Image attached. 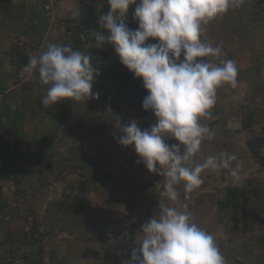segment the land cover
Wrapping results in <instances>:
<instances>
[{"label":"rangeland","instance_id":"374dc122","mask_svg":"<svg viewBox=\"0 0 264 264\" xmlns=\"http://www.w3.org/2000/svg\"><path fill=\"white\" fill-rule=\"evenodd\" d=\"M39 1L42 4L44 3L43 0ZM12 2L11 0V2L6 3V9L9 10V16L13 18L14 22L13 24L8 23L13 28L11 36L14 35L17 38L22 33L26 34L27 30L25 28L28 24L32 33L35 30L34 36L31 35L35 38L34 43H37L41 38L40 34L45 31L47 23L41 20L39 24H36L37 17L30 16L28 12H26L25 17L20 16L18 14L20 9L17 7L18 5L22 6V4L12 5ZM89 3L90 1L86 0L84 5H81L82 3L76 1L74 8L76 7L79 13L82 14V9ZM1 10L3 9L0 8ZM45 10L47 9L45 8ZM249 10L250 6L241 11H238L237 7L230 8L232 19L230 21L240 23L239 29L234 26L232 31L227 28H222L223 31H221L218 26L221 25V21L226 17L225 15H219L209 21L207 25H204V28L206 26L207 29L209 27L213 31L216 28L214 34L220 37L217 42L219 43L218 46L222 45L219 58L206 59L214 65H219L222 61L232 60L236 64L238 75L236 87L222 85L217 89L216 104L210 109L211 118H201L200 122L207 125L214 135L211 139L206 138L202 142L199 152L194 157L197 162H203L208 156L218 155L221 151L235 154L240 162L238 175L232 176L228 169H222L218 172L205 170L201 174L204 182L199 188L191 193H185L183 182H181L177 185L178 200L176 202L168 201L166 196L163 195L164 178L156 173H149L146 167L138 162L134 149L132 147L124 148L116 140L118 135L117 130L114 128L116 118H119L121 123L135 120L141 130L150 129L156 123L154 115L142 108L143 99L147 95V92L143 89L142 81L135 79L134 75L120 63L111 45L105 44L101 47L94 44V47L87 48L83 52L89 55L92 49H96L95 53L102 52L101 60L93 62L100 73L99 79L95 80L96 83L93 85L92 90L94 93L99 94L98 98L88 100L90 103L87 99L80 101L83 105L71 101L60 103L49 116L52 118H47L46 114L47 119L43 120L38 126L40 129L36 128L37 132L56 130L62 133L61 140L58 139L59 149L56 152H44L46 156L51 154V160L55 163L51 165V170L46 172L51 173V175H44V180H41V186H45L46 189L43 191V195L39 196L42 198L40 203L42 207H45V210L37 212L36 221L38 226H36V231L43 230L48 237H51L47 234V228H44V225H46L52 231V234H58L54 238L55 240L60 241L61 244H72L73 248L71 250L64 247L56 248L50 245L49 240L45 241L40 237L35 244L30 238L27 239L26 237L31 221L28 223L23 220L18 221L16 216L5 209L0 213V239L8 243L9 247L11 246L12 249L18 251L23 259L26 256L27 259L23 260L22 264H30L38 260H40V264H63L60 263L61 256L56 255V252L59 251H62L64 258L67 259L64 260L67 264H93L92 259L83 258L82 254L85 249H93L99 251V253L109 250L124 253L128 256L127 253L123 252V247L127 244L129 233H134L132 243L135 247H139L143 237L141 227L154 214L160 213V204L177 207L179 210H184L186 206L187 210L192 213L194 222L214 236L215 242L227 264H264V257L260 254L261 250L258 247L257 240L258 237L264 235V213L257 212L253 207L251 212L253 216H249L250 213H248L245 221L242 218L244 211L241 210L240 205L237 210L239 213L238 218L233 219L231 206L227 209H221L215 203L217 202L216 199L219 198H221L220 202L225 200L222 193L225 191L224 187H235L245 193L252 190V186H247V180L250 176L255 181L257 180V190L260 189L264 192V168L251 158L245 145L249 137L260 134V126L255 124L247 130L242 128V121L247 118L248 114H252L255 117L254 119L260 121L259 123H264V26L258 28L259 25L241 23ZM77 18H80V15ZM5 22L7 23V19ZM17 22H19V27L16 25ZM65 23L70 24L61 21L59 24L60 31L65 29L64 26L69 28ZM71 32H67L69 36L73 34ZM207 33H211V31L207 30ZM72 38L74 50H80V47L83 48L88 39L87 37L86 41L82 43L81 40ZM203 38L204 35L202 34L201 41L206 43L207 41H203ZM150 41L151 43H158L155 40L150 39ZM213 41H209L207 44L216 47ZM92 44L91 41L89 46H93ZM36 47L35 49L39 55L44 50L43 42ZM84 47L86 46L84 45ZM256 47L263 49L258 76L253 70L257 55L255 52ZM30 52L33 55L32 51ZM182 59L183 57H181ZM121 71H125L124 74L128 75L129 80L138 82L139 89L142 90V93L137 96L133 103L129 102L130 98L125 93L112 96L111 92L117 89L119 81H116V84L112 81L105 83V80L100 83L102 78L107 79L113 76L116 78L121 74ZM34 79L35 81L27 88L25 87L26 89L31 90L34 83H36V75H34ZM98 84H104V87L100 88ZM116 85L117 87H115ZM101 91H103V94ZM106 98L112 107L116 106L108 112H105L107 108H104ZM51 111L53 110L49 112ZM22 114L21 120L24 121V124L29 123L33 127L32 114L31 117L25 112ZM75 116H78V121H81V118L89 120L88 131H84L79 135L80 129L77 128L73 130L70 136L64 137L65 129L63 125ZM16 121L19 122V119H16ZM16 121L14 124H17ZM212 122L214 124L209 126ZM2 132L4 138L1 142L6 140L8 147L11 146L8 150L9 160L27 158L26 160L32 164L29 168L33 171H38L41 168L42 173L47 170L46 168H49L50 160H37L34 149L23 143L21 138L19 140L22 142L16 143L14 136L19 131H12L11 133L9 129L4 127ZM56 134L59 136L58 133ZM165 139H169L165 141L168 144L178 143L167 136ZM70 141L72 144H64ZM182 151L183 148L181 147ZM261 153L264 155V148ZM4 159L2 158V160ZM44 165H47L45 169ZM213 174L216 175V178L224 176L225 179L221 177L220 180H216L212 178ZM206 176H211V181ZM23 184L26 185L22 186L24 189L21 188V193L16 190L12 191L9 187L7 188L9 191L11 190L9 194L12 193L16 196L30 195L27 190H29L31 184L29 181H25ZM216 189H219L220 192L216 193ZM4 190L6 189L2 188L1 191ZM9 194L6 190V195ZM243 196L248 197L251 195ZM263 196L259 195V198L256 197L251 203L254 206L259 202L262 204ZM35 197L38 198V195ZM29 198L33 204L36 202L33 195ZM29 198L25 196L24 203L17 201L19 207L23 206L22 211L15 209L17 212L18 210L21 213L26 212L28 219L31 215L33 216L31 219H34L35 215L29 212L31 207L27 206L30 204L28 202ZM4 201L2 200L3 208L15 206L12 198L10 200L9 198L6 199V201H9V205L5 204ZM59 202L65 208L56 212L55 206ZM18 217L21 218L20 213ZM41 227L44 229H41ZM36 233L32 235L34 238ZM39 245H42L41 255L36 254ZM66 250L71 252L69 256H66ZM128 257L126 260L130 259V256ZM0 264L9 263L6 259L1 258Z\"/></svg>","mask_w":264,"mask_h":264},{"label":"clouds","instance_id":"9594fccd","mask_svg":"<svg viewBox=\"0 0 264 264\" xmlns=\"http://www.w3.org/2000/svg\"><path fill=\"white\" fill-rule=\"evenodd\" d=\"M241 3L243 0H107L109 10L99 18L108 35L96 32V42L101 47L111 45L120 63L142 81L147 92L142 108L156 120L150 129L141 130L135 120L121 123L116 118V140L124 148L132 147L149 173L164 178L163 195L170 202L178 200L181 182L185 193L199 188L205 170L228 169L232 176L238 175L240 162L235 154L221 151L203 162L194 157L202 142L214 135L201 118H211L217 89L236 87L238 75L234 61L214 65L206 59L219 58L222 45L213 47L201 41L204 25ZM133 6L138 22L135 30L126 26ZM150 39L158 43L146 44ZM32 52L37 55L29 57L23 71L29 78L38 75L48 86L41 101L45 108L98 98L92 89L100 73L89 54L56 43H49L39 55L37 50ZM166 136L178 143H166ZM159 207L160 213L141 227L142 241L124 264H227L214 236L194 222L186 206L184 210L164 204Z\"/></svg>","mask_w":264,"mask_h":264},{"label":"crops","instance_id":"0c3cea01","mask_svg":"<svg viewBox=\"0 0 264 264\" xmlns=\"http://www.w3.org/2000/svg\"><path fill=\"white\" fill-rule=\"evenodd\" d=\"M12 1H13L12 5L22 4V6L18 5L17 7L18 9H20V12L18 13L20 16L23 15L25 17L27 15L26 12H28L30 16L37 17L36 24L37 23L39 24L41 20L47 23L46 25L47 27L45 31H42V33L40 34L42 41H41V38H39V41L37 43H34L35 38H33V36H34L35 30L32 33V31H30L28 24H27V28H25L27 30L26 34L22 33L21 36H18L17 38L14 35L12 37L11 34H12L13 28L9 26L8 23L11 22L13 24L14 23L13 18L9 16L8 9L4 7H0L1 9H3L0 11V21H1L0 23V168L3 167V170H0V213L1 211L7 209L11 214L16 215L17 217L16 219L18 221H21L22 219L21 218L19 219L18 217V214L20 212L16 211L17 208L15 209L13 207L11 208L2 207L3 206L2 200L4 201V198L5 199L9 198V200L11 198L12 199L16 198L14 194L12 193L9 194L11 190L9 191L7 189L9 187L12 190L14 189L12 185V181L6 180V179L4 180L2 176L6 175V170L7 171L10 170L11 172H13L12 176H14V174L17 173L18 170L23 169V168L27 169V171L23 170L25 172L24 177H23L24 181L31 179L32 180L31 185H33V191L35 192L45 191L46 188L44 190L42 189L41 180L44 178V175H47V176L51 175V173H46V172L51 170V165L55 163V161L51 160V157H50L51 154H49V156H46L44 152H47V153H50L53 151L56 152L59 149L58 139L61 140L60 137L62 136L61 135L62 133L56 130L55 131L44 130V131L37 132L36 128H38V126L43 120H46L47 118H52V117H49L51 113L55 111V109L60 103H64V102H59L53 105L52 106L53 108L52 107L45 108L42 105L41 101H42V98L46 95L48 86H45L40 82L38 75H36V83H34L31 90L26 89L27 87L26 88L21 87L18 84V81L16 80V73L18 71L19 66L21 65L19 64V62L24 57L23 54L27 55V53L28 54L31 53L30 51L36 50L35 49L37 48L36 46L40 44L41 42H43L44 44V50H46V47L49 43H56L58 45H71V47L75 49L74 44H73V38H72L74 37L73 34L71 35L72 37L69 36L66 30L67 27L65 26H64L65 29L63 31H60L59 24L61 23V21H65V22L70 23V24L65 23L66 26H69V28H75L78 26V21L81 19V14L79 13L76 7L74 8L75 2L76 1L80 2V0H43L44 1L43 4L39 0H32V1L12 0ZM82 4L84 5V3ZM45 7H47V10H45ZM76 11L78 12V15L73 14ZM68 15H69V18H68ZM79 15H80V18H77ZM6 19H7V23L5 22ZM18 23L19 22H17L16 24L17 26H18ZM31 34H33V36ZM91 41L93 42L92 44L93 46H89ZM94 44H97V46H100L98 43H96L95 38L93 37L88 38L87 42H85L84 44L86 47H84L83 45V48L80 47V51L83 52V50H87V48L94 47ZM95 50L94 49L90 50V55L93 52H95ZM24 60H26V57L24 58ZM92 64H95V63H92ZM95 80H97V78H95ZM95 83L96 81L94 82V84ZM2 89L3 91H1ZM101 93L103 94V91H101ZM88 103L90 102L88 101ZM78 104L80 105L82 103L78 102ZM113 108L115 107H110V110ZM50 110H53V111L49 112ZM22 111L27 113L28 116L30 117L32 114L31 119L33 120V127H31L29 123L25 125L24 121L21 120L23 116ZM46 114H47V118H46ZM15 118L19 119V122H17ZM78 119H79L78 116H75L74 118L65 122V124L63 125L65 129V136L63 135L64 137L70 136L73 133V130H76L77 128L80 129L79 135L82 132H84L83 129H88L87 126H88L89 120L81 118V121H78ZM15 121L17 124H14ZM4 127L5 129H9V132L11 131V133L12 131H19L18 133L15 134L14 140L16 141V143L23 140V143L28 144L32 149H34V152L37 155L35 156L37 160H41V159H44L45 161L50 160L49 168H46L47 165H44V169L45 168L47 169L44 171V173L41 172V168L38 171L37 170L33 171L31 168H29L32 164H30V162L26 160L27 158L22 159L23 161L18 160V159L17 160L8 159L9 157L8 150L11 146L8 147L6 140L1 142L2 138H4L3 137L4 133L2 132ZM38 129H40V127ZM56 133H58L59 136ZM28 134L30 135L27 136ZM20 138L21 140H19ZM68 143L72 144L71 141L65 142L64 144H68ZM35 157H34V160H35ZM2 158H5V159L2 160ZM210 177L206 176V178H208L211 181ZM221 177L222 176H220L219 178H216L215 174L212 175V178H215L216 180H220ZM2 188H5L9 195H6V190L2 192L1 191ZM18 192H21V188ZM35 192L32 195H37V193ZM219 192L220 190L216 189V193H219ZM222 193L224 195V192ZM39 195L41 194H38V198H36V202H38V206L36 205V203H34L35 207H37L38 209L37 212L41 210H45V207H42V204L40 203V200L42 198H40ZM220 200L221 198H219L218 200L216 199L217 203ZM64 208L65 207H63L62 209ZM20 216H21V213H20ZM45 227L47 228V231H48L47 234L51 235V237H48L47 235H45L49 238V242L51 243L50 245H53V247H56V248H60V247H64L65 249L69 248V250L73 248L72 244L71 245H68L69 243L61 244L60 241L55 240L54 238L58 234H54V233L52 234V231H50V229L46 225H44V228ZM61 252L62 251L56 252V255L58 254L61 256L60 263L67 264V262L64 261L67 259L64 258L65 256ZM65 252H66V256H69L71 253L67 250Z\"/></svg>","mask_w":264,"mask_h":264},{"label":"trees","instance_id":"16d2710c","mask_svg":"<svg viewBox=\"0 0 264 264\" xmlns=\"http://www.w3.org/2000/svg\"><path fill=\"white\" fill-rule=\"evenodd\" d=\"M84 1L86 0H80L81 3H84ZM90 3L85 5L84 8L82 9V14H81V19L78 21V26L75 28H67V32L72 31L71 33H73V36L76 39H79L82 41V43H84L86 41V38H95V33L98 31H101L102 35H108V33L106 31H104L102 29V26L99 23V18L102 14H107L108 10H109V6L107 4V0H89ZM11 2V0H0V7H4L6 8V3ZM250 6V10L247 12V14L244 16V19L241 21L242 22H246L248 24H255V25H259L258 28H261L264 26V0H243V3L240 4L239 7H237L238 11H241L243 9H245V7ZM223 16L225 15L226 17L223 18V20L221 21V25H219L218 27L220 28L221 31H223L222 28H227L228 30L232 31V28L235 26L236 29H239L240 23H237L235 21L231 22L230 20V9L222 14ZM230 18V19H227ZM126 26L130 29L135 30L138 27V22L134 19V6L130 7L128 10V14H127V19H126ZM207 30H210L211 33H207ZM216 30V28H215ZM214 30V31H215ZM234 30V28H233ZM205 31L203 32L204 38L203 41H213L215 46H218L219 43L218 40H220L219 36H215L216 34H214L213 29H210L208 27V29L205 26ZM83 35V39L81 38V36ZM213 39V40H212ZM87 42V41H86ZM206 42V43H207ZM146 44L151 43L150 40L145 41ZM78 46V45H76ZM261 47V46H260ZM260 47H256L257 49L255 50L256 52V57H255V65L253 67L254 72H256V76H258V74H260V65H261V56H263V49L261 50ZM111 48H113L111 46ZM258 49H260L258 51ZM23 51V49H22ZM28 55V56H27ZM23 54V58L22 60L19 62V64H21L18 68V70L21 67H25L28 62H29V57L31 56V54L27 53ZM91 63L95 62V61H99L101 60V56L102 53L98 52L95 53L93 52L91 54ZM231 55V54H230ZM26 57V60H24V58ZM183 57V54L182 56ZM125 71H121V74L115 77H110L107 79H100V83L104 82H114L116 84V81H119V85L117 87V85L115 87H117L116 90L112 91L111 94H116V96H119L120 93H125L129 96V102L133 103L135 101V99L137 98V96L139 94L142 93V90L139 89V84L138 82L132 81L131 79L129 80L128 75L124 74ZM102 77V76H101ZM99 79V77L97 78ZM100 88L104 87V84H98ZM114 92V93H113ZM110 95V94H109ZM115 96V95H114ZM105 98V96H103ZM94 100V99H93ZM92 100V102H93ZM96 100V99H95ZM111 104V103H110ZM109 104V100L106 98V100L104 101V108H107L105 112L110 111V107H112ZM116 107V106H115ZM104 110V109H103ZM255 117L252 114H248L247 118L244 119L242 121V128L244 130H247L248 128H250L251 126L255 125V124H259L260 126V134L258 135H254L249 137L246 142L245 145L250 153L251 158L257 162L262 168H264V155H262L261 150L264 148V123H259L260 121L258 119H254ZM261 119V117H260ZM214 123H210L209 126H212ZM225 124V122H224ZM84 131H88L87 129H84ZM0 170H3V167L0 168ZM27 171V169H20L17 171V173L14 174V176H12L13 172H11L10 170H6V175L2 176L3 179H7V180H11L12 181V185L14 187L13 190L19 191L20 188H23V184L24 181V174L25 172L23 171ZM223 179H225V177H222ZM2 180V179H1ZM44 180V179H43ZM3 181V180H2ZM29 181V183H32V180L29 179L27 180ZM29 184V185H30ZM28 185V186H29ZM27 186V187H28ZM247 186H252V190L248 191V193H245L243 190L240 191L239 189L235 188V187H224L225 191L224 192V196H225V200L222 202H216L219 207L221 209H227L231 206L233 212H232V217L233 219L238 218V208L241 205V210H243V214H242V218L245 219L246 221V217L247 214L250 213L249 216H253V214L251 213L252 210H257V212L259 213H264V196L262 198V204L259 202V204L257 205H253L251 202L253 199H255L257 197V199L259 198V195H264V192H262L260 189L257 190L258 184H257V180L255 181V179L250 178L247 180ZM26 187V190H27ZM83 187V186H82ZM46 187L42 186V189L44 190ZM24 189V188H23ZM12 190V191H13ZM15 191V192H16ZM30 195H25L21 196V197H17L13 198V203L15 204V206H13V208H17L19 210H21V207H19V203L17 201H19L20 203H24V199L25 196L26 197H30L35 191H33V185L29 186V190H27ZM21 193V192H20ZM38 194L43 195V191H37L35 192ZM243 195H251L248 197H245ZM36 195H33L34 198ZM41 198V197H40ZM4 203L9 205V201H6V199L4 198ZM27 201V200H26ZM30 204H26L28 207H31V210H29L30 213H32L33 215H35L34 219H31V217H33L31 215L30 219H28V216L26 217L27 213L26 212H22L19 211L21 213V219L27 221V223L29 221H31V225H30V229L29 232L27 231L26 233V237L27 239L30 238L35 244L36 241H38V238H43V240L48 241L49 238L46 235V233H44L45 231L40 230V231H36L37 228L36 226H38V222L36 221V216H37V207H35V205L32 203V200L29 198L28 201ZM36 203V205L38 204V202H34ZM12 206V205H11ZM251 206V207H250ZM56 212L61 211V209L64 207V205L62 203H58L56 204ZM249 207V208H248ZM254 207V208H253ZM253 208V209H252ZM240 210V211H241ZM54 211V212H55ZM14 215V214H13ZM78 215V213H77ZM16 216V215H14ZM41 229H44L43 227H41ZM37 232V233H36ZM36 233V237L34 238L32 235ZM24 238V237H23ZM25 239V238H24ZM134 239V233H129L128 236V241L127 244L123 247V252L127 253L128 256L131 255L132 250L135 248V246L133 245L132 241ZM258 247L260 248V254L264 257V235L258 237ZM42 245H39L37 250H36V254L41 255L42 253ZM82 256H84L83 258H89L92 259L94 261L93 264H124V260H126L127 258H129L128 256H126V254H122V253H116V252H111L109 250H105L102 253H99V251L93 250V249H85L83 251ZM25 259L26 256L24 257ZM24 259V260H25ZM31 264H40V260L38 261H34Z\"/></svg>","mask_w":264,"mask_h":264},{"label":"built area","instance_id":"2783aa9c","mask_svg":"<svg viewBox=\"0 0 264 264\" xmlns=\"http://www.w3.org/2000/svg\"><path fill=\"white\" fill-rule=\"evenodd\" d=\"M33 55H37V53L32 52ZM24 67H21L16 74V79L19 83V85L23 87H28L33 81H35L34 77L29 78L27 73H24L23 71ZM5 257V258H3ZM6 259V261L9 264H22L23 262V256L16 251L15 249H12L11 246L9 247L8 243H5L4 241H1L0 239V259Z\"/></svg>","mask_w":264,"mask_h":264}]
</instances>
